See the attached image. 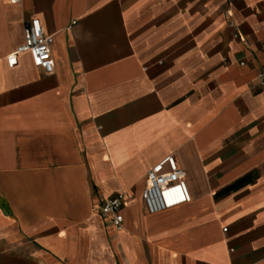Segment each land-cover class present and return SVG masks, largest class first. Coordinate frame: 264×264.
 <instances>
[{"label":"crops","instance_id":"obj_1","mask_svg":"<svg viewBox=\"0 0 264 264\" xmlns=\"http://www.w3.org/2000/svg\"><path fill=\"white\" fill-rule=\"evenodd\" d=\"M34 17L52 74L7 64ZM263 45L264 0H0V264H264ZM169 154L191 200L148 213Z\"/></svg>","mask_w":264,"mask_h":264},{"label":"built area","instance_id":"obj_2","mask_svg":"<svg viewBox=\"0 0 264 264\" xmlns=\"http://www.w3.org/2000/svg\"><path fill=\"white\" fill-rule=\"evenodd\" d=\"M8 1L12 4L22 2V0ZM52 44L53 36L46 33L40 18H31L24 26V42L7 56V64L12 67L17 64L20 53L28 52L35 66L46 74H52L55 71ZM258 81L264 85V65L258 74ZM186 178V169L178 163L173 154L155 163L147 172L146 186L142 193L146 211L157 213L189 202L191 192ZM127 198L126 192H119L100 203V213L108 224L121 227L124 220L122 209Z\"/></svg>","mask_w":264,"mask_h":264}]
</instances>
